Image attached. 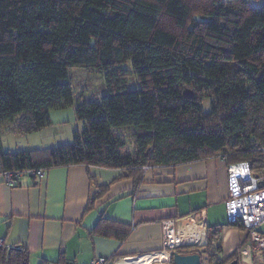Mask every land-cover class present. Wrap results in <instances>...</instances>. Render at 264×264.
<instances>
[{
  "label": "trees",
  "instance_id": "trees-1",
  "mask_svg": "<svg viewBox=\"0 0 264 264\" xmlns=\"http://www.w3.org/2000/svg\"><path fill=\"white\" fill-rule=\"evenodd\" d=\"M71 67L103 73L99 97L75 101ZM68 106L82 123L71 143L0 146V171L84 164L118 169L136 186L145 165L221 154L264 173V2L0 0V136L4 125L37 132L51 110ZM127 127L133 152L116 132ZM108 186H98L84 211ZM130 229L102 215L93 232L122 241ZM202 249L206 264L235 258L222 256L217 227ZM0 264H28V253L0 246Z\"/></svg>",
  "mask_w": 264,
  "mask_h": 264
},
{
  "label": "crops",
  "instance_id": "crops-1",
  "mask_svg": "<svg viewBox=\"0 0 264 264\" xmlns=\"http://www.w3.org/2000/svg\"><path fill=\"white\" fill-rule=\"evenodd\" d=\"M249 2L259 6L264 0ZM4 133L18 132L2 127L0 146L7 151L59 144L48 140L47 126L25 134L29 141L16 147ZM227 166L221 154L148 166L136 186L118 169L84 164L53 167L37 178L24 175L14 186L0 174V246L25 249L28 264H89L95 256L115 264L119 258L162 252L163 222L172 220L182 233L176 236L182 252L193 247L182 245L189 244L187 235L199 238L203 231V247L208 229L217 227L224 258L234 254L238 264H264V250L254 249L248 231L227 220ZM103 184H109L107 191L84 211L88 197ZM102 215L131 226L128 236L120 241L93 232Z\"/></svg>",
  "mask_w": 264,
  "mask_h": 264
},
{
  "label": "built area",
  "instance_id": "built-area-1",
  "mask_svg": "<svg viewBox=\"0 0 264 264\" xmlns=\"http://www.w3.org/2000/svg\"><path fill=\"white\" fill-rule=\"evenodd\" d=\"M146 167L148 166L145 165L144 168ZM45 172L46 170L42 167H28L5 169L0 171V174L4 183L14 186L24 175L37 178L44 176ZM227 175L229 188L225 202L227 220L230 222L239 220L248 231L253 248L264 250V173L254 174L247 161H239L228 164ZM163 223V250L167 251L169 256L167 260L158 261L170 262L172 250L180 245L173 241V237L179 234V229L172 220H166ZM261 225L263 229L259 228ZM191 237L192 235H187V239ZM1 243L2 240H0ZM189 243L201 246L203 240L200 242L190 240ZM89 264H110V260L105 256H95Z\"/></svg>",
  "mask_w": 264,
  "mask_h": 264
},
{
  "label": "rangeland",
  "instance_id": "rangeland-1",
  "mask_svg": "<svg viewBox=\"0 0 264 264\" xmlns=\"http://www.w3.org/2000/svg\"><path fill=\"white\" fill-rule=\"evenodd\" d=\"M68 77L74 90L75 101L77 100V98L82 100L99 97L100 94L104 91V76L100 71H94L83 67H71L68 72ZM129 79L131 83L135 82V77L133 76V74H130L128 83L129 87H134V85L129 82ZM208 103L209 100L206 99V101L204 102L206 110H209ZM76 118L77 117L75 114L74 106L51 110L50 124L47 126L48 130L51 132V137H47L48 140L53 141L52 143L59 144L71 143L73 141V132L77 129L79 131L82 129V126H80L79 123H76ZM116 132L124 140L126 150L128 152H133L134 143L131 137V129L129 127L120 128L117 129ZM4 136L8 137L7 139L10 141L11 147H16L15 145H20V143L22 142L27 143L29 141V137L21 133H4ZM39 141L42 140L39 139ZM180 234L182 233H180L179 231V234L177 236H179ZM202 240L203 238L200 241ZM185 242L189 241L186 240ZM193 247L197 248V251L200 252L203 250L199 245H193ZM198 248L200 250H198ZM202 264H206V261H204V254L202 256Z\"/></svg>",
  "mask_w": 264,
  "mask_h": 264
},
{
  "label": "bare ground",
  "instance_id": "bare-ground-1",
  "mask_svg": "<svg viewBox=\"0 0 264 264\" xmlns=\"http://www.w3.org/2000/svg\"><path fill=\"white\" fill-rule=\"evenodd\" d=\"M199 230V229H198ZM200 237L198 238L196 235H192V237L190 240L193 241H200L203 238V232H200ZM174 240L176 242V244H180V238L178 237H173ZM187 239V237H186ZM169 256V253L166 251H162V252H157V253H150V254H145V255H139V256H132V257H123V258H119L116 260L115 264H152V262L154 261H158V260H167Z\"/></svg>",
  "mask_w": 264,
  "mask_h": 264
},
{
  "label": "water",
  "instance_id": "water-1",
  "mask_svg": "<svg viewBox=\"0 0 264 264\" xmlns=\"http://www.w3.org/2000/svg\"><path fill=\"white\" fill-rule=\"evenodd\" d=\"M182 245L193 246L192 243L182 244ZM170 255H171L170 262L156 260L152 262V264H202L201 253L199 251L182 252V251L173 249ZM226 264H238V260L232 259Z\"/></svg>",
  "mask_w": 264,
  "mask_h": 264
},
{
  "label": "flooded vegetation",
  "instance_id": "flooded-vegetation-1",
  "mask_svg": "<svg viewBox=\"0 0 264 264\" xmlns=\"http://www.w3.org/2000/svg\"><path fill=\"white\" fill-rule=\"evenodd\" d=\"M181 249V248H180Z\"/></svg>",
  "mask_w": 264,
  "mask_h": 264
}]
</instances>
